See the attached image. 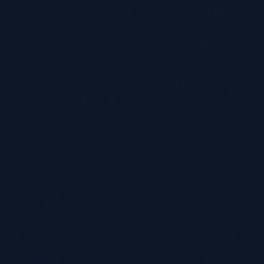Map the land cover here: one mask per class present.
Here are the masks:
<instances>
[{"label":"water","instance_id":"water-1","mask_svg":"<svg viewBox=\"0 0 264 264\" xmlns=\"http://www.w3.org/2000/svg\"><path fill=\"white\" fill-rule=\"evenodd\" d=\"M0 264H264V0H0Z\"/></svg>","mask_w":264,"mask_h":264}]
</instances>
